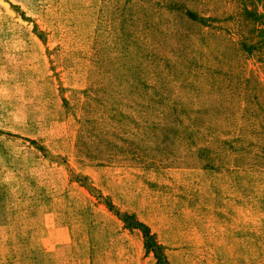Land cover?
Wrapping results in <instances>:
<instances>
[{
    "label": "rangeland",
    "instance_id": "1",
    "mask_svg": "<svg viewBox=\"0 0 264 264\" xmlns=\"http://www.w3.org/2000/svg\"><path fill=\"white\" fill-rule=\"evenodd\" d=\"M243 5L264 15L0 0V264H155L123 214L168 264H264V45L241 43L264 16Z\"/></svg>",
    "mask_w": 264,
    "mask_h": 264
},
{
    "label": "trees",
    "instance_id": "2",
    "mask_svg": "<svg viewBox=\"0 0 264 264\" xmlns=\"http://www.w3.org/2000/svg\"><path fill=\"white\" fill-rule=\"evenodd\" d=\"M174 5V4H173ZM180 9V8H179ZM241 13L248 18H251L253 22L258 21L260 18H262L263 14H258L256 11V7H253L249 9L247 6H242L240 9ZM182 11L185 13V15L188 17V19L192 21H198L199 23H205V18L198 16L194 12H191L189 10H185V8H182ZM257 27H255V30ZM260 34L259 40H257L256 43L248 42L251 39L246 38L245 40H242V46L244 47L245 51L252 52L253 50H260L262 49L264 45V26L259 28V30H256ZM121 219L123 223L125 224V228L130 230H140L143 235V248L146 253H152L153 257L155 259V264H168L167 258L163 252V246L157 241L156 235L150 231V228L137 220L132 214H123L121 215Z\"/></svg>",
    "mask_w": 264,
    "mask_h": 264
},
{
    "label": "crops",
    "instance_id": "3",
    "mask_svg": "<svg viewBox=\"0 0 264 264\" xmlns=\"http://www.w3.org/2000/svg\"><path fill=\"white\" fill-rule=\"evenodd\" d=\"M142 250V249H141Z\"/></svg>",
    "mask_w": 264,
    "mask_h": 264
}]
</instances>
